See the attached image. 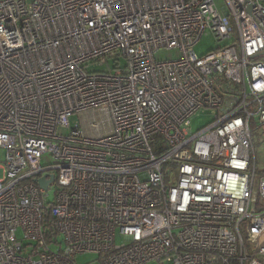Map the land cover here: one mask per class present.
Wrapping results in <instances>:
<instances>
[{"label":"built area","instance_id":"1","mask_svg":"<svg viewBox=\"0 0 264 264\" xmlns=\"http://www.w3.org/2000/svg\"><path fill=\"white\" fill-rule=\"evenodd\" d=\"M263 128L264 0H0V264H264Z\"/></svg>","mask_w":264,"mask_h":264},{"label":"rangeland","instance_id":"2","mask_svg":"<svg viewBox=\"0 0 264 264\" xmlns=\"http://www.w3.org/2000/svg\"><path fill=\"white\" fill-rule=\"evenodd\" d=\"M218 4L221 6V0H217ZM219 44L213 37V35L206 34L204 35L201 40L199 41L198 44H196L195 50L199 55H203L208 53L211 50H214L215 48H218ZM179 56V52L177 50L173 49H163L157 53V57L160 60H167V59H174L175 57ZM111 67L114 66L113 60L109 61ZM124 63V62H122ZM108 65H99V64H92L88 67L89 71H106L109 69ZM85 117H80L78 114H75L71 117L70 123L72 126L75 124H85L87 123L86 120H84ZM213 119L211 110H205L197 113L194 117H192V127L193 130L199 129L209 122H211ZM257 152L260 158V163L262 167H264L263 164V156H264V128L263 130L258 134L257 137ZM5 159V150L0 148V164L3 162ZM52 160L50 156H46L44 161H50ZM165 171L171 172V168L169 165H165ZM54 196L53 189L50 192V196H48L50 199H52ZM21 234V231H19ZM19 234V235H20ZM118 241L121 242L122 238L118 236ZM77 257V263L78 264H103L102 263V258L99 256V254L96 255V253L92 252H87L83 254H79ZM146 264H159L158 262H150Z\"/></svg>","mask_w":264,"mask_h":264},{"label":"water","instance_id":"3","mask_svg":"<svg viewBox=\"0 0 264 264\" xmlns=\"http://www.w3.org/2000/svg\"><path fill=\"white\" fill-rule=\"evenodd\" d=\"M53 180H54V175L51 176V181ZM47 184H49V181H47L46 179L44 178L39 179V185H41L42 187L46 188L48 186Z\"/></svg>","mask_w":264,"mask_h":264},{"label":"trees","instance_id":"4","mask_svg":"<svg viewBox=\"0 0 264 264\" xmlns=\"http://www.w3.org/2000/svg\"><path fill=\"white\" fill-rule=\"evenodd\" d=\"M154 150L157 151L156 147H154Z\"/></svg>","mask_w":264,"mask_h":264}]
</instances>
